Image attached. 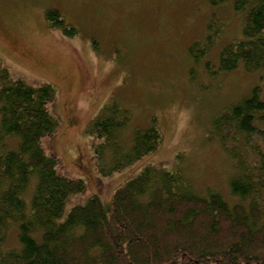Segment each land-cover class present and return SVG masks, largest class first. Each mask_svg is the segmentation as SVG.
I'll list each match as a JSON object with an SVG mask.
<instances>
[{"label":"trees","instance_id":"trees-1","mask_svg":"<svg viewBox=\"0 0 264 264\" xmlns=\"http://www.w3.org/2000/svg\"><path fill=\"white\" fill-rule=\"evenodd\" d=\"M230 3L242 14L241 35L224 43L217 61L206 58L223 26L214 12L190 56L214 77L243 68L264 72V0ZM52 27L74 34L56 8L45 10ZM215 62V64H213ZM217 66V70H215ZM54 85L15 79L0 64V264H264V95L259 84L212 119L211 130L234 163L231 203L218 190L201 194L180 168L145 167L109 201L85 192L82 178L59 169L44 139L58 128L51 111ZM131 110L113 101L89 127L97 137L96 167L109 176L155 151L163 135L152 118L132 127ZM129 128V129H128ZM180 156V155H179Z\"/></svg>","mask_w":264,"mask_h":264},{"label":"rangeland","instance_id":"rangeland-1","mask_svg":"<svg viewBox=\"0 0 264 264\" xmlns=\"http://www.w3.org/2000/svg\"><path fill=\"white\" fill-rule=\"evenodd\" d=\"M48 8L58 9L77 32L52 27ZM214 12L223 31L206 58L217 61L224 43L241 35L242 14L230 3L0 0V64L15 79L49 83L57 91L50 109L59 125L44 146L58 157L63 174L86 183L85 192L68 198L67 210L93 194L109 201L150 165L180 168L199 193L218 190L231 203L238 201L229 191L234 163L213 136L211 122L253 85L259 84L264 95V72L238 68L212 77L202 64L205 56L199 62L190 56V45L204 38ZM113 101L131 110L130 128L148 127L156 117L163 140L155 151L104 177L96 167L97 137L89 127Z\"/></svg>","mask_w":264,"mask_h":264}]
</instances>
